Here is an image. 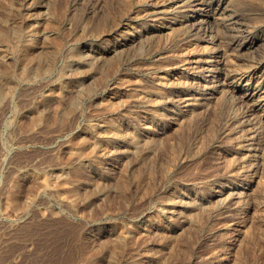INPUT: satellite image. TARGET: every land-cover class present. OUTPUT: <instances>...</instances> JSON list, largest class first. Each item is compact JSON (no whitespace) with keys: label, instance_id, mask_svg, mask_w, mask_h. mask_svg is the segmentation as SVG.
Wrapping results in <instances>:
<instances>
[{"label":"rangeland","instance_id":"1","mask_svg":"<svg viewBox=\"0 0 264 264\" xmlns=\"http://www.w3.org/2000/svg\"><path fill=\"white\" fill-rule=\"evenodd\" d=\"M175 1L0 0V264H264V0Z\"/></svg>","mask_w":264,"mask_h":264},{"label":"bare ground","instance_id":"2","mask_svg":"<svg viewBox=\"0 0 264 264\" xmlns=\"http://www.w3.org/2000/svg\"><path fill=\"white\" fill-rule=\"evenodd\" d=\"M93 1V0H92ZM96 1V0H95ZM171 1V0H170ZM229 2H231V0H227V3L229 4ZM9 3V2H8ZM62 3V2H61ZM214 3H215V1L214 0H176L175 2H171L168 6V8H172V9H170L171 10V14L172 13H178L179 15H181L182 17H184L185 16V14H190V20L192 21V23H191V25H192V29H195L194 27H198V29H196V31H197V36H199L198 38H200V37H204V36H208V38L209 39H211V32H212V29H213V27H214V29H215V26L217 25V22H216V18H215V16H214V13H216V11H219V10H226L227 8H226V6L225 7H223V5H222V7L221 6H219V4H216L215 6H214ZM53 4V3H52ZM12 6H13V4H11ZM38 5V4H37ZM80 5V4H79ZM91 5V4H90ZM101 5V4H100ZM109 5V4H108ZM9 6V5H8ZM58 6V5H57ZM11 7V6H10ZM20 7V6H19ZM48 7V6H47ZM80 7H81V5H80ZM100 7V6H99ZM164 8H166V7H164ZM224 8V9H223ZM229 8V7H228ZM56 9H57V7H56ZM91 9V8H90ZM157 9V8H156ZM216 9V10H215ZM4 10V9H3ZM94 10V9H93ZM215 10V11H214ZM221 10V11H222ZM62 11V10H61ZM153 11V10H152ZM151 11V12H152ZM164 11V10H163ZM46 12V11H45ZM48 12V11H47ZM49 13V12H48ZM165 13V15L167 14V12L165 11L164 12ZM169 13V12H168ZM47 14V13H46ZM154 14V13H153ZM157 14H163V12L162 11H160V10H158V12H157ZM73 15V14H72ZM3 16V15H2ZM153 16V15H152ZM158 16V15H157ZM1 17V16H0ZM58 17V16H57ZM161 17V16H160ZM63 18V17H62ZM2 19V18H1ZM0 19V20H1ZM162 19V18H161ZM170 19V18H169ZM183 19V18H182ZM41 20V19H40ZM69 20V19H68ZM235 20V19H234ZM98 21V20H97ZM181 22H183V21H181ZM49 23V22H48ZM102 23V22H101ZM46 24V23H45ZM108 24V23H107ZM164 24V23H163ZM103 25V24H102ZM184 25V24H183ZM47 26V25H46ZM163 26V25H162ZM201 26H203V28L201 27ZM180 27V29H183L182 27V25H180L179 26ZM188 27V26H187ZM200 27L202 28V29H200ZM235 27V26H234ZM29 28V27H28ZM189 29V28H188ZM217 29H219V28H217ZM63 30V29H62ZM216 30V29H215ZM196 31H194L195 33H196ZM140 32L141 31H138L137 32V35H140ZM217 33H219L218 31H216ZM131 33V32H130ZM142 33V32H141ZM185 33H188L187 31L185 32ZM217 33H216V35H214V36H212V40L211 41H213V39H215L216 37L218 38V36H217ZM1 34V33H0ZM65 34V33H64ZM71 34V33H70ZM214 34V33H213ZM66 35V34H65ZM191 35H192V33H191ZM190 35V36H191ZM247 35V34H246ZM164 36V35H163ZM167 36V35H166ZM9 37V36H8ZM11 37V36H10ZM14 37V36H13ZM28 37V36H27ZM26 37V38H27ZM52 37V36H51ZM128 37V36H127ZM25 38V39H26ZM10 39V38H9ZM127 39V38H126ZM174 39V38H173ZM142 40V39H141ZM218 40V39H217ZM14 41V40H13ZM25 41V40H24ZM148 41V40H147ZM20 42V41H19ZM42 42V41H41ZM55 42V41H54ZM65 42V41H64ZM124 42V41H123ZM14 43H16V42H14ZM36 43V42H35ZM137 43V42H136ZM39 44V43H38ZM118 44V43H117ZM132 44V43H131ZM155 44V43H154ZM119 45V44H118ZM208 46V45H207ZM47 47V46H46ZM116 46H113L112 48H111V50H109V51H114V49H116L115 48ZM139 47V46H138ZM50 48V47H49ZM61 48V47H60ZM109 48V47H108ZM156 48V47H155ZM167 48V47H166ZM221 48V47H220ZM67 49V48H66ZM131 49V48H130ZM157 49V48H156ZM13 50V49H12ZM99 50V49H98ZM134 50V49H133ZM211 50V49H210ZM104 51V50H103ZM130 51V50H129ZM139 51H140V49H139ZM151 51V50H150ZM72 51H70L69 53L70 54H72L71 53ZM76 52V51H75ZM96 52V51H95ZM100 52V51H99ZM121 52V51H120ZM147 52V51H146ZM42 53V52H41ZM207 53V52H206ZM244 53V52H243ZM50 54H52V53H50ZM49 54V55H50ZM65 54V53H64ZM68 54V53H67ZM69 54V55H70ZM73 54H74V52H73ZM73 54H72V56H73ZM26 55V54H25ZM25 55H23V56H25ZM46 55H47V53H46ZM53 55H55V54H53ZM52 55V56H53ZM82 55V54H81ZM81 55H77V60H79V63H78V65H76L75 67H73L74 65H70L69 66V64H67L68 62L66 61V64L68 65H66L67 67H68V69L69 70H71L72 68V72H73V74H74V77L78 80V77L83 73V72H85V69H84V65H82L83 64V62H84V60H85V58L83 57V56H81ZM98 55V57L97 58H99V59H101L102 58V56L101 55H99V54H97ZM97 55H95V54H93V55H91V57L94 59ZM138 55V54H137ZM140 55V54H139ZM143 55V54H142ZM206 55V54H205ZM214 55H215V53L213 52V51H210V52H208V56H212V57H214ZM221 55V54H220ZM29 56V55H28ZM40 56V55H39ZM38 56V57H39ZM42 56V55H41ZM71 56V55H70ZM71 56V57H72ZM15 57V56H14ZM18 57V56H17ZM47 57V56H46ZM75 57L76 56H74V58L73 59H75ZM85 57H88V56H85ZM90 57V58H91ZM104 57V56H103ZM16 58V57H15ZM21 58V57H20ZM25 58V57H24ZM23 58V59H24ZM28 58V57H27ZM42 58V57H41ZM40 58V59H41ZM44 58V57H43ZM42 58V59H43ZM106 58V57H105ZM114 58V57H113ZM32 59V58H31ZM64 59V58H63ZM67 59V58H66ZM71 59V58H70ZM93 59H91V60H93ZM107 59V58H106ZM26 60H28V59H26ZM51 60V59H50ZM90 60V59H89ZM97 60V59H96ZM259 60V59H258ZM5 61V60H4ZM24 61V60H23ZM30 61V60H29ZM43 61V60H42ZM45 61H47L46 59H45ZM52 61V60H51ZM68 61H71V60H68ZM101 61V60H100ZM65 62V61H64ZM105 62V61H104ZM212 62L213 61H211V60H205V61H199V62H196L195 61V65H196V67H202V69H201V72L202 73H205V77H208V78H211V77H214L213 75H212V73H213V65H212ZM222 62V61H221ZM23 62H21V64H22ZM31 63V62H30ZM37 63V62H36ZM43 63V62H42ZM41 63V64H42ZM47 63V62H46ZM72 63V62H71ZM95 63H96V61H95ZM220 63V62H219ZM40 64V63H39ZM48 64H50V65H52L51 63H49L48 62ZM74 64V63H73ZM85 64H87V63H85ZM102 64V63H101ZM24 65V64H23ZM26 65H29V64H26ZM35 65V64H34ZM45 65H47V64H44V66ZM50 65H48V66H50ZM4 66V65H3ZM16 66H18V64H16ZM25 66V65H24ZM48 66H45V67H47L48 68ZM86 66V65H85ZM92 68H95L94 67V65H93V63H91V65H90ZM96 66V65H95ZM105 66V65H104ZM221 66V65H220ZM240 66V65H239ZM31 66H28L27 68H23V71H21V73L22 74H20L22 77H26L27 78V75L29 74L28 73V69H31L30 68ZM33 67V66H32ZM35 67V66H34ZM33 67V68H34ZM43 67V66H42ZM44 67V68H45ZM51 67V66H50ZM63 67H65V64L63 65ZM62 67V68H63ZM91 67H90V69H91ZM99 67H101V65L99 66ZM1 68V67H0ZM97 68V67H96ZM106 68V67H105ZM224 68V67H223ZM35 69V68H34ZM40 69H42V68H40ZM50 69V68H49ZM67 69V68H66ZM86 69L87 70H90V69H88L87 67H86ZM32 70V69H31ZM63 70V69H62ZM68 70V71H69ZM87 70H86V72H87ZM95 70V69H94ZM35 71V70H34ZM36 71H38V70H36ZM41 71H43V73H44V69L43 70H41ZM47 71V70H46ZM66 71V70H65ZM96 71V70H95ZM95 71H94V73H95ZM40 72V71H39ZM63 72H64V70H63ZM195 72V71H194ZM218 72V71H217ZM32 73H33V71H32ZM36 73V72H35ZM55 73V72H54ZM58 73V72H57ZM65 73V72H64ZM67 73V72H66ZM94 73H92V74H94ZM104 73V72H103ZM223 73L224 72H222V75H223ZM36 74H38V72L36 73ZM41 74H42V72H41ZM41 74H40V76H41ZM45 75H46V72L44 73ZM44 74H42V75H44ZM60 74V73H59ZM61 74H62V72H61ZM72 74V75H73ZM219 74V73H218ZM221 74V73H220ZM227 74V73H226ZM4 75V74H3ZM35 74H33V76H34ZM64 75V74H63ZM83 75H84V73H83ZM30 76H32V75H30ZM36 76V75H35ZM202 76V75H201ZM88 78H91L92 76L90 75V74H88V76H87ZM7 78H8V76H7ZM42 78V77H41ZM63 78V77H62ZM84 78H85V76H84ZM83 78V79H84ZM217 78V77H216ZM61 79V78H60ZM91 79H93V77L91 78ZM90 79V80H91ZM95 79V78H94ZM220 79H221V77H220ZM39 80H41V79H39ZM75 80V79H74ZM212 81V80H211ZM220 82V81H219ZM228 82V81H227ZM242 82V81H241ZM64 83V82H63ZM73 83H74V81H73ZM94 83V82H93ZM1 84V83H0ZM13 84V83H12ZM32 84V83H31ZM47 84V83H46ZM56 84V83H55ZM54 84V85H55ZM216 84V83H215ZM67 85V84H66ZM69 85V84H68ZM211 85V84H210ZM223 86L224 85V83H223V81H222V83H218V86ZM229 85V84H228ZM207 86V85H206ZM227 86V85H226ZM232 86V85H231ZM64 86L62 85V84H60V83H58V85L56 86V88L58 89V91H63V88ZM83 87V86H82ZM7 88V87H6ZM44 88V87H43ZM76 88H78V83H77V85H76ZM210 88V87H209ZM224 88V87H223ZM15 89V88H14ZM55 89V88H54ZM56 89V90H57ZM74 89V88H73ZM87 89V88H86ZM78 90H80V89H78ZM82 90V89H81ZM223 90V89H222ZM230 90V89H229ZM240 90V89H239ZM1 91V90H0ZM8 91V90H7ZM54 91V90H53ZM75 91H77V90H75ZM74 91V92H75ZM247 91V90H246ZM254 91V90H253ZM3 92V91H2ZM64 92V91H63ZM81 91H79L78 92V94L80 93ZM214 92V91H213ZM219 92V91H218ZM225 92V91H224ZM245 92V91H244ZM4 93H5V91H4ZM11 93V92H10ZM51 93V92H50ZM49 93V94H50ZM46 94V93H45ZM75 94H76V92H75ZM77 94V95H78ZM81 94H82V92H81ZM11 95V94H10ZM60 95V94H59ZM4 96V95H3ZM6 96H7V92H6ZM236 96V95H235ZM252 96V95H251ZM65 97V96H64ZM218 97V96H217ZM250 97V96H249ZM56 99H57V97H56ZM76 99V98H75ZM194 99V98H193ZM59 100H60V98H59ZM41 101V100H40ZM56 101V100H55ZM62 101V100H61ZM69 101H71V100H69ZM214 101V100H213ZM247 103V102H246ZM71 104V103H70ZM75 105V104H74ZM247 106H248V104H247ZM207 108V107H206ZM56 109V108H55ZM57 110V109H56ZM210 111V110H209ZM203 112V111H202ZM64 113V112H63ZM231 114V113H230ZM237 114V113H236ZM195 115V114H194ZM197 115V114H196ZM41 116V115H40ZM43 116H45V115H43ZM63 118V117H62ZM51 119V118H50ZM65 119V118H64ZM155 119V118H154ZM249 119V118H248ZM52 120L54 121V119L52 118ZM61 120V119H60ZM59 120V121H60ZM229 121V120H228ZM55 122V121H54ZM187 122V121H186ZM188 123V122H187ZM36 125V124H35ZM248 131V130H247ZM112 133V132H111ZM244 136V135H243ZM254 136V135H253ZM137 138V137H136ZM128 140V139H127ZM150 140V139H149ZM244 140V139H243ZM113 143V142H112ZM137 144V143H136ZM116 146V145H115ZM132 149V148H131ZM137 150V149H136ZM176 150V149H175ZM115 152V151H114ZM122 152V151H121ZM147 158V157H146ZM168 158V157H167ZM174 159V158H173ZM145 160V159H144ZM148 162H149V160H148ZM170 164V163H169ZM98 165V164H97ZM134 166V165H133ZM137 166V165H136ZM137 167H139V166H137ZM247 168V167H246ZM150 169V168H149ZM158 169V168H157ZM159 170V169H158ZM149 171V170H148ZM150 172V171H149ZM262 172V171H261ZM151 173V172H150ZM133 176V175H132ZM153 176V175H152ZM135 177H136V175H135ZM146 177V176H145ZM149 177V176H148ZM238 178V177H237ZM150 180H152V179H150ZM261 181V180H260ZM120 185V184H119ZM80 187V186H79ZM125 187V186H124ZM138 187V186H137ZM218 190V189H217ZM123 191V190H122ZM143 192V191H142ZM242 192V191H241ZM250 194V193H249ZM99 196V195H98ZM227 196V195H226ZM235 197V196H234ZM225 198V197H224ZM171 200V199H170ZM223 200V199H222ZM175 202V201H174ZM181 204V203H180ZM231 207H232V205H231ZM162 208V207H161ZM161 208H160V211H162L161 210ZM182 230V229H181ZM184 231V230H183ZM179 234V233H178ZM250 236V235H249Z\"/></svg>","mask_w":264,"mask_h":264}]
</instances>
